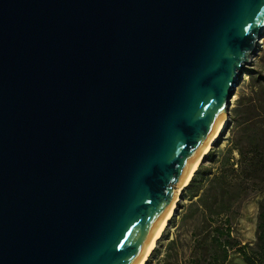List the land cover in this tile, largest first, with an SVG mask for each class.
<instances>
[{
	"label": "water",
	"instance_id": "obj_1",
	"mask_svg": "<svg viewBox=\"0 0 264 264\" xmlns=\"http://www.w3.org/2000/svg\"><path fill=\"white\" fill-rule=\"evenodd\" d=\"M263 38L264 0H0V264H133Z\"/></svg>",
	"mask_w": 264,
	"mask_h": 264
},
{
	"label": "trees",
	"instance_id": "obj_2",
	"mask_svg": "<svg viewBox=\"0 0 264 264\" xmlns=\"http://www.w3.org/2000/svg\"><path fill=\"white\" fill-rule=\"evenodd\" d=\"M251 95L240 98L231 145L219 158L211 152L216 170L202 164L187 188L192 202L182 221L193 220L188 238L178 234L166 247L161 264H231L240 254L247 264H264V73L253 76ZM238 153V157L234 156ZM251 193H259L257 239L243 243L234 234L233 214ZM180 233V232H179Z\"/></svg>",
	"mask_w": 264,
	"mask_h": 264
},
{
	"label": "rangeland",
	"instance_id": "obj_3",
	"mask_svg": "<svg viewBox=\"0 0 264 264\" xmlns=\"http://www.w3.org/2000/svg\"><path fill=\"white\" fill-rule=\"evenodd\" d=\"M259 71L264 73V38L262 39V44L258 49V53L254 56L252 62L245 66L242 81L236 89V93L231 100L230 113H231V125L230 128L225 132L223 136L216 142V144L211 147L208 151V159L204 161L203 164L206 167L211 168L212 171L216 170V163L210 159L211 152L215 153V157L219 158L220 154L226 150L231 145V138L234 136V127L236 115V107L239 103L240 98H248L251 95L252 86L254 83L253 76ZM234 156L238 157V153L234 152ZM186 187L181 192V197L177 202L175 207V213L169 223L165 228L163 234L158 239L154 250L152 251L147 264H161V260L164 259L166 253V247L170 240L181 234L182 240L184 242L185 238L189 237V230L193 226V220L188 219L187 221H182L183 215L186 213L187 206L192 202L189 199ZM262 195L259 193H251L242 202H240L233 214V225L234 234L243 243H255L257 239V226H258V215H259V202ZM180 232V233H179ZM231 264H247L242 256L236 252L231 254Z\"/></svg>",
	"mask_w": 264,
	"mask_h": 264
},
{
	"label": "bare ground",
	"instance_id": "obj_4",
	"mask_svg": "<svg viewBox=\"0 0 264 264\" xmlns=\"http://www.w3.org/2000/svg\"><path fill=\"white\" fill-rule=\"evenodd\" d=\"M260 44H262V41L260 42ZM232 101H233V99H232ZM226 124H227V121L225 120L224 123L222 124V126L214 134V136H212V138L208 142V145L201 152V154L198 157L197 162L194 165V167L192 168L190 174L187 176V178L184 180V182L177 187L175 198H174V200H173V202H172V204H171V206H170V208H169L164 220L162 221V224L160 225L159 229L156 231V233H155L154 237L152 238L151 242L142 251V253L136 258V260L133 262V264H147V261H148L150 255H151L152 251L154 250L158 239L163 234L165 228L169 225V223H170V221H171V219H172V217H173V215L175 213V207L177 205L178 200L181 197V192L186 188V186L189 183V181L191 180L195 170L198 168L201 160H203L206 157L208 151L211 149V147H213V145L216 143V141H218L220 139V137L225 134V132H226Z\"/></svg>",
	"mask_w": 264,
	"mask_h": 264
}]
</instances>
